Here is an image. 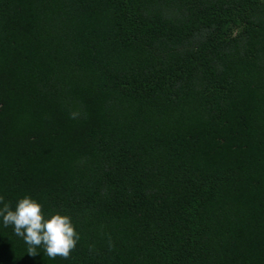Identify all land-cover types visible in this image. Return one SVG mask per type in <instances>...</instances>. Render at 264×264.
Returning a JSON list of instances; mask_svg holds the SVG:
<instances>
[{
	"label": "trees",
	"instance_id": "1",
	"mask_svg": "<svg viewBox=\"0 0 264 264\" xmlns=\"http://www.w3.org/2000/svg\"><path fill=\"white\" fill-rule=\"evenodd\" d=\"M0 195L79 234L0 264H264V0H0Z\"/></svg>",
	"mask_w": 264,
	"mask_h": 264
},
{
	"label": "clouds",
	"instance_id": "2",
	"mask_svg": "<svg viewBox=\"0 0 264 264\" xmlns=\"http://www.w3.org/2000/svg\"><path fill=\"white\" fill-rule=\"evenodd\" d=\"M0 218L5 227L12 226L15 235L24 240L30 256L43 247L49 258L67 259L79 240L70 216L55 213L46 218L43 206L27 195L19 198L14 208L0 195Z\"/></svg>",
	"mask_w": 264,
	"mask_h": 264
}]
</instances>
